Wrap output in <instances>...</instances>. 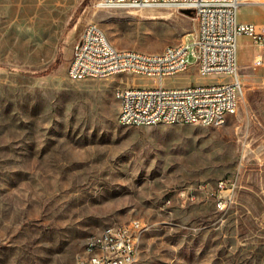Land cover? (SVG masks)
Returning <instances> with one entry per match:
<instances>
[{
	"label": "rangeland",
	"instance_id": "1",
	"mask_svg": "<svg viewBox=\"0 0 264 264\" xmlns=\"http://www.w3.org/2000/svg\"><path fill=\"white\" fill-rule=\"evenodd\" d=\"M98 1L0 0V264H77L88 235L134 219L149 225L136 264H264V65L240 60V108L223 124L122 126L120 77L67 76L84 26L154 52L186 40L197 20ZM219 79L229 77L193 65L167 81ZM234 176L221 210L230 190L218 184Z\"/></svg>",
	"mask_w": 264,
	"mask_h": 264
},
{
	"label": "built area",
	"instance_id": "2",
	"mask_svg": "<svg viewBox=\"0 0 264 264\" xmlns=\"http://www.w3.org/2000/svg\"><path fill=\"white\" fill-rule=\"evenodd\" d=\"M239 0H99L98 8L145 9L168 7L192 13L197 28L183 42L161 51L120 49L112 44L104 29L88 22L73 45L67 76L72 81L91 78H117L115 94L119 100V124L147 126L159 123L220 125L237 114L243 83L239 75L238 45L241 36L253 39L259 47L254 65H264V24L239 20ZM193 59V62H192ZM195 66L203 77L228 76L212 82L167 85ZM124 74L154 78V84L123 79ZM222 114V121H215ZM130 118V125H123ZM230 186L221 180L218 190H230V197L218 194L217 206L223 210L239 182ZM227 191V190H226ZM149 225L134 219L114 224L88 235L77 264H136L141 240Z\"/></svg>",
	"mask_w": 264,
	"mask_h": 264
},
{
	"label": "crops",
	"instance_id": "3",
	"mask_svg": "<svg viewBox=\"0 0 264 264\" xmlns=\"http://www.w3.org/2000/svg\"><path fill=\"white\" fill-rule=\"evenodd\" d=\"M238 16L241 21H251L258 24H264V0H239ZM259 52V47L252 38L241 36L238 45L239 65L240 60L244 63H253L254 56ZM168 78L167 80H169ZM166 80L167 85L168 81ZM171 86H179L173 84Z\"/></svg>",
	"mask_w": 264,
	"mask_h": 264
},
{
	"label": "bare ground",
	"instance_id": "4",
	"mask_svg": "<svg viewBox=\"0 0 264 264\" xmlns=\"http://www.w3.org/2000/svg\"><path fill=\"white\" fill-rule=\"evenodd\" d=\"M215 121H222V114H215ZM123 125H130V118H123Z\"/></svg>",
	"mask_w": 264,
	"mask_h": 264
},
{
	"label": "trees",
	"instance_id": "5",
	"mask_svg": "<svg viewBox=\"0 0 264 264\" xmlns=\"http://www.w3.org/2000/svg\"><path fill=\"white\" fill-rule=\"evenodd\" d=\"M74 20H75V17L73 18V21H74ZM73 21H72V22H73Z\"/></svg>",
	"mask_w": 264,
	"mask_h": 264
}]
</instances>
